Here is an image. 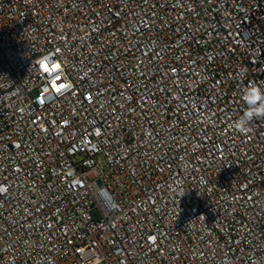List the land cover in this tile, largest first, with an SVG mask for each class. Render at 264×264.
I'll return each instance as SVG.
<instances>
[{"label":"built area","instance_id":"1","mask_svg":"<svg viewBox=\"0 0 264 264\" xmlns=\"http://www.w3.org/2000/svg\"><path fill=\"white\" fill-rule=\"evenodd\" d=\"M252 84L264 0H0V264H264Z\"/></svg>","mask_w":264,"mask_h":264},{"label":"clouds","instance_id":"2","mask_svg":"<svg viewBox=\"0 0 264 264\" xmlns=\"http://www.w3.org/2000/svg\"><path fill=\"white\" fill-rule=\"evenodd\" d=\"M41 62H46L45 68L47 69L48 65L55 63L52 55L41 57ZM243 100L247 108L243 115L231 124V127L242 134H247L250 131V124L254 119L264 118V91L254 84L248 85L243 90ZM185 193L186 191L183 189L178 191L180 197L184 196Z\"/></svg>","mask_w":264,"mask_h":264},{"label":"snow or ice","instance_id":"3","mask_svg":"<svg viewBox=\"0 0 264 264\" xmlns=\"http://www.w3.org/2000/svg\"><path fill=\"white\" fill-rule=\"evenodd\" d=\"M45 70L47 71L48 69H47V68H45Z\"/></svg>","mask_w":264,"mask_h":264}]
</instances>
